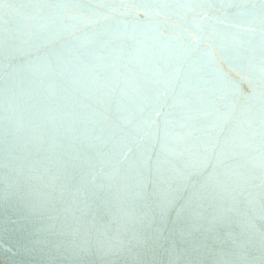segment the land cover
<instances>
[{
    "label": "water",
    "instance_id": "1",
    "mask_svg": "<svg viewBox=\"0 0 264 264\" xmlns=\"http://www.w3.org/2000/svg\"><path fill=\"white\" fill-rule=\"evenodd\" d=\"M0 264H264V0H2Z\"/></svg>",
    "mask_w": 264,
    "mask_h": 264
},
{
    "label": "snow or ice",
    "instance_id": "2",
    "mask_svg": "<svg viewBox=\"0 0 264 264\" xmlns=\"http://www.w3.org/2000/svg\"><path fill=\"white\" fill-rule=\"evenodd\" d=\"M0 3H2V0H0ZM248 30H249V31H251L252 29H251V28H249ZM156 115L158 116V115H159V113H156Z\"/></svg>",
    "mask_w": 264,
    "mask_h": 264
}]
</instances>
